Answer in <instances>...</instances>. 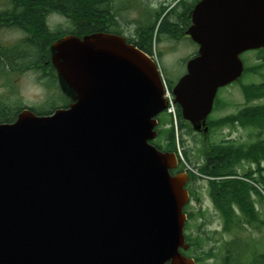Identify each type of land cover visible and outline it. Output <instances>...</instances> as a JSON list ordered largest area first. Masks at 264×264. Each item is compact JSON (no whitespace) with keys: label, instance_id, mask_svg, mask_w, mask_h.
I'll use <instances>...</instances> for the list:
<instances>
[{"label":"water","instance_id":"water-1","mask_svg":"<svg viewBox=\"0 0 264 264\" xmlns=\"http://www.w3.org/2000/svg\"><path fill=\"white\" fill-rule=\"evenodd\" d=\"M186 32L198 46L173 94L208 134L218 91L264 49V0H202ZM67 109L0 124V264H196L186 173L151 144L167 109L155 63L124 37L66 36L51 47Z\"/></svg>","mask_w":264,"mask_h":264},{"label":"trees","instance_id":"trees-1","mask_svg":"<svg viewBox=\"0 0 264 264\" xmlns=\"http://www.w3.org/2000/svg\"><path fill=\"white\" fill-rule=\"evenodd\" d=\"M116 0H16L14 5L20 8H47L50 13H58L63 16L70 17L75 22L71 34L82 37L94 33H114L123 35L118 30V14L113 13L114 9L111 3ZM183 3V2H182ZM182 3L181 6L182 7ZM179 7V9H180ZM176 7L172 13L167 14L160 26L158 33L156 32V25L158 21L166 13L165 8L160 9L158 12L149 15V24L145 25L144 21L136 30L135 37L128 42L133 44L139 50L146 54H150L153 48L154 40L160 42L161 36L166 35L174 41L183 40L185 37L186 21H181L179 26L170 23L171 16L177 14L178 18L185 16V10L179 11ZM9 18L10 16H3ZM151 18H154V22ZM16 24L26 31H35L41 37L48 39L50 43L56 41L58 38L55 35L42 34L41 29V15H19L16 17ZM116 29L118 31H116ZM40 37H35L33 40L28 39L25 43L29 48V60L26 62L23 58L18 63H10L8 69L4 66L5 71L9 73L16 72L22 75L28 71L42 72L46 77L55 79L54 70L52 73L47 72L46 62L49 59V46L47 44H39L37 40ZM28 49V50H27ZM264 59V56H263ZM263 67L259 65L255 68H248L246 71H258ZM52 82V81H51ZM169 85L172 88L173 83L170 81ZM242 90L245 95L246 106L244 109L239 110L236 114L226 116L224 118L209 121L210 133L203 136L204 141H208L214 129L223 128L225 126L236 127L237 125L243 128H250L256 131L257 140L248 144H235L225 141L218 145H209L207 151L203 155V164L197 170L202 175L214 178L209 181V190L217 212L219 213L222 221L224 222V233L232 236L229 241L223 242V259L222 264H264V254L258 255L256 252L252 253L250 248L247 250L248 239H242L241 235L246 232L248 227L261 223L259 214L255 208L252 194H257L262 198L260 192L255 187L240 179V177L247 178L258 182L264 186V140L261 137L264 135V104L254 105L255 101L264 99V83L261 85H242ZM69 101L64 99V106H68ZM23 108L11 109L6 108L0 103V123H13L16 121L17 114ZM56 109L54 104L51 110H37L32 109L38 115H50ZM179 115V129L183 130L186 126L193 132L191 126L182 118L181 109L178 106ZM170 127L166 130L160 131V136H164L165 146L163 143H158L156 147L164 152L177 153L178 142L184 145V140L179 138L177 142L176 130L173 123L169 119ZM185 159L190 161L194 158L191 156V151H184ZM246 162L250 165L256 164L257 169L249 168L243 175H240L239 168ZM181 164V163H180ZM182 171V168H180ZM176 172H172L175 174ZM258 174V177H256ZM191 182L196 179L195 176L190 174ZM192 197L200 202L201 198L198 193L192 189ZM188 214L189 223L196 219L200 213H190L185 208ZM201 216H204L201 214ZM209 222L204 220L200 228H206ZM188 228V226H187ZM187 240L191 247L200 246V237L191 239L187 236ZM247 254V257L246 255ZM189 256V255H188ZM197 263L202 262V257H195Z\"/></svg>","mask_w":264,"mask_h":264},{"label":"rangeland","instance_id":"rangeland-1","mask_svg":"<svg viewBox=\"0 0 264 264\" xmlns=\"http://www.w3.org/2000/svg\"><path fill=\"white\" fill-rule=\"evenodd\" d=\"M116 0L111 3L114 11L118 14V30L122 32L128 39L135 37L136 30L140 27L143 20L146 19L147 11L154 14L160 9H172L174 4H179L181 0ZM188 4L192 0L186 1ZM180 7V6H177ZM176 9V7H174ZM179 9V8H177ZM181 11V7L179 9ZM172 13V12H171ZM178 17L177 14H173ZM55 26L52 33L61 31L62 33L68 32L72 28V23L64 17H53ZM154 22V18H151ZM173 20V19H172ZM171 20V21H172ZM149 18L146 20L145 25H148ZM157 33L159 28L156 25ZM116 29V31H118ZM12 32H4L2 38L5 42L15 39V34ZM20 38V35H19ZM156 48L157 56L160 60L162 70L166 81L177 83L187 72V61L193 58L198 52V46L190 39L184 38L180 41H173L166 35L161 36L160 42L157 41ZM263 52V53H262ZM264 50L248 51L241 55V59L245 68H255L259 65L263 67L258 71H246L240 81H237L230 86L221 89L218 92L214 111L209 117V120H216L224 118L229 115L236 114L246 106L245 95L242 90V85H261L264 83ZM52 81V82H51ZM14 84L13 87L7 84ZM0 100L7 104L9 108L15 110L22 107H30L38 110H51L52 106H64V98L60 94L57 83L50 77H46L44 73L28 72L22 75L14 74L4 78L0 74ZM254 105L264 104V99L254 102ZM169 116L162 117V125L160 130H166L170 127ZM159 130V132H160ZM179 137L184 140V145L180 144L179 151L183 162L190 166L196 174L198 168L203 164V155L207 151L209 145L222 144L225 141L235 144H248L257 140L256 131L250 128H243L239 125L236 127L225 126L223 128L214 129L210 135L208 143L196 133L192 132L188 126L179 130ZM264 140V135L261 137ZM163 143L165 146L164 136L158 137L154 141V145ZM191 151L194 158L190 161L185 159L184 151ZM264 167V162L262 163ZM257 169L256 164H248L244 162L239 168L240 175H243L249 168ZM258 177V174H256ZM258 183V182H257ZM264 191V186L261 185ZM195 190L201 198L198 202L193 200L192 205L187 209L188 212L200 213L196 219L190 221L186 234L191 239L200 237V246L192 247L188 255L192 258L196 256L202 257V262L199 264H222L223 259V242L232 239V236L224 233V222L217 212L210 190L208 177L197 178L189 186V189ZM190 189V191H191ZM252 199L255 208L259 214L261 223L248 227L241 237L248 239L247 250L250 248L251 255L256 252L258 255L264 254V196L259 197L257 194H252ZM206 220L209 222L206 228H200L202 222ZM247 257V254H245Z\"/></svg>","mask_w":264,"mask_h":264},{"label":"flooded vegetation","instance_id":"flooded-vegetation-1","mask_svg":"<svg viewBox=\"0 0 264 264\" xmlns=\"http://www.w3.org/2000/svg\"><path fill=\"white\" fill-rule=\"evenodd\" d=\"M16 0H0V74L4 78H6L9 75V70H4V66L6 65L5 69H8L7 64L12 63H18L21 58H23L26 62H28L29 55L26 51V48H29L28 44L25 43L28 41V39H34L35 37H40L39 44H47L50 48L51 43L48 39L44 38V36L38 35L35 31H26L24 28H20L18 24H16V17L19 15H41V29L42 34L43 32L46 35H50L51 31L53 30L55 26V20L53 17H61L58 14H53L48 12L47 8H20L16 7L14 5ZM182 7L181 10H185V16L183 18H176L174 15L171 16V22L173 25L179 26L181 21L185 22V27L182 25L181 28H189L193 24L192 20V12L195 8V6L201 1V0H192V2L187 5V0H182ZM10 16L9 18H3V16ZM70 21V19H68ZM4 32H12L11 34H15V39L9 40V42H5L2 38V34ZM58 32V31H57ZM20 35V38H19ZM28 50V49H27ZM46 67L50 66V56L48 61L45 63ZM52 69L48 68L47 72L48 74L51 73ZM33 72V71H28ZM14 74V72H11ZM17 74V73H16ZM11 75V74H10ZM13 83L9 84L8 86L13 87Z\"/></svg>","mask_w":264,"mask_h":264},{"label":"built area","instance_id":"built-area-1","mask_svg":"<svg viewBox=\"0 0 264 264\" xmlns=\"http://www.w3.org/2000/svg\"><path fill=\"white\" fill-rule=\"evenodd\" d=\"M169 96V95H168ZM174 110V106L171 104V108H170V111H173Z\"/></svg>","mask_w":264,"mask_h":264}]
</instances>
